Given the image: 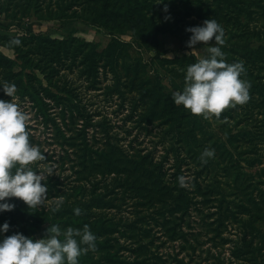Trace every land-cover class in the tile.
Masks as SVG:
<instances>
[{
	"label": "rangeland",
	"instance_id": "obj_1",
	"mask_svg": "<svg viewBox=\"0 0 264 264\" xmlns=\"http://www.w3.org/2000/svg\"><path fill=\"white\" fill-rule=\"evenodd\" d=\"M208 17L225 28L226 43L221 45L225 59L245 62L246 72L241 75L251 88L246 103L206 118L176 104L172 93L183 89L187 66L208 55L205 42L187 44L191 33L186 30ZM153 24L163 30L155 33ZM31 33L60 40L74 35L97 44L100 52L114 39L130 46L114 64L105 60L99 64L97 74L88 72L83 51L52 64L50 44ZM14 37L27 38L22 47L30 56L38 52L36 48L41 52L39 60L35 54L42 68L35 71L36 78L22 77V72L31 70L23 69L12 47ZM207 43H215L214 38ZM0 51L12 61L7 62L12 73L1 69L0 82L17 85V102L28 114L30 142L46 155L33 167L39 165L43 171L55 165L48 180L42 181L48 184L42 204L29 207L22 198H6L16 206L0 211V224L10 223L0 238L20 231L36 239L45 235L51 223L62 229L87 223L97 235V248L82 253L79 264H196L188 255L193 247L221 254V260L211 259L209 264H264V250L255 258L254 248L249 247L251 241L254 247L264 245V0H164L163 4L156 0H0ZM68 90L80 97L70 99ZM0 98H12L2 85ZM80 106L89 114L97 113L95 121L108 122L122 147L163 175L173 195L169 206H154L139 197L131 180L121 187L112 183L115 174L84 168L78 152L85 138L65 129L70 119L62 116L69 112L82 124L85 119L77 115ZM194 128L202 149H215L198 182L210 185L214 195L224 196L228 218L223 227L216 223L217 215L211 216L219 211V199L205 202L193 193L192 183L201 167L195 163V175L183 167V184L174 175L170 150L186 151L187 144L180 139ZM64 152L69 157L63 158ZM60 196L64 200L57 209L55 200ZM77 206L82 209L79 215L74 212ZM171 209L178 210L175 222L163 216ZM182 218L183 225L192 222L194 230L187 243L174 235ZM210 223L216 225L205 227ZM135 234L141 236L131 238ZM235 249L243 253L239 258L233 256Z\"/></svg>",
	"mask_w": 264,
	"mask_h": 264
},
{
	"label": "clouds",
	"instance_id": "obj_2",
	"mask_svg": "<svg viewBox=\"0 0 264 264\" xmlns=\"http://www.w3.org/2000/svg\"><path fill=\"white\" fill-rule=\"evenodd\" d=\"M164 3V0H156ZM165 10L168 8L164 4ZM191 33L187 41L189 46L198 42L208 44V55L201 56L190 63L184 76L183 89L172 93L176 104H182L194 114L217 117L228 106L246 103L250 99L251 82L242 78L246 72L245 62H229L221 45L226 43L225 28L215 18H205L202 24L191 25L186 29ZM214 38L215 43H207ZM14 44H20L18 37ZM194 49V48H193ZM3 90L11 99L0 98V211L15 208V202L6 198L19 197L29 207L42 204L48 194V176L55 170L51 164L45 170L33 167L36 161L46 159L40 146L30 142V133L26 130L28 114L17 102V85L2 81ZM214 148H205L201 159L214 156ZM40 171H37V170ZM181 183L184 177H179ZM64 197L55 200L59 209ZM82 209L77 206L74 212L79 215ZM10 223L0 224V233H7ZM97 235L87 223L83 227L68 225L62 229L60 224L51 223L45 235L34 239L23 232L16 231L0 238V264H79V257L89 249L95 250Z\"/></svg>",
	"mask_w": 264,
	"mask_h": 264
},
{
	"label": "trees",
	"instance_id": "obj_3",
	"mask_svg": "<svg viewBox=\"0 0 264 264\" xmlns=\"http://www.w3.org/2000/svg\"><path fill=\"white\" fill-rule=\"evenodd\" d=\"M102 23L104 21L102 20ZM104 25V24H102ZM154 25V31L155 33H159L163 30V27ZM106 26V25H104ZM109 27V26H107ZM34 37H37L40 41H46V45L48 46L50 44V49L53 52L52 56L50 58V62L57 61L58 63H62L64 60L74 57L78 51L84 52V61L88 65V72L92 73H99V67L101 66L102 62L108 63H115L116 58L119 55H122L126 52V48L130 46L129 43L122 41L120 39H114L112 40L108 46L103 51H98V45L92 44L90 42H87L84 39L78 38L74 35H70L69 38L65 39H52L49 37V35L44 34H34L31 33ZM15 38V37H14ZM21 40L20 44H14L12 43V47L16 50L18 53V57L23 62V69L30 68V72H22V77H33L36 78V75L34 74L36 70H42V68L39 66L37 58L39 60V56L41 52L38 48L35 52L37 58L35 57V54L30 56L29 52L24 50L22 47V44L27 42V38L25 37H18ZM105 60V61H104ZM7 62H12L10 59H8L4 53L0 51V70L3 69L4 71H8L9 73H12L11 68L7 65ZM100 64V66H99ZM8 66V67H6ZM89 79V76H88ZM38 80V78H37ZM31 81V80H30ZM32 82V81H31ZM69 86V85H68ZM36 87V86H34ZM37 88V87H36ZM72 93V94H71ZM67 96L70 99H74L75 97H78V94H75L72 90H68ZM80 97V96H79ZM69 102H73V100H67ZM79 113L77 114L78 117H81L85 119L82 124L77 121V116L70 114L69 112H63L62 116L65 118L70 119V125L67 124L65 126V129L71 130L72 132H76L77 136L85 138V144H82V147L80 148V151L78 152V158L82 159V165L86 169H90L91 172L99 170L101 174L106 176H111L112 174H115V178L113 179L114 184H118L119 186H125L126 183L131 180V182L136 183L135 187L136 190L139 192V197H142L144 199H148L151 204L154 206L156 205H163L164 207L169 206V199L172 198L171 189L167 184H165L163 175L160 173H156L153 169H150L149 167H146V161L144 160H138L135 154H131L127 149L122 147L120 145V142H117V136L112 134V126L106 122L105 120L101 121H95V115L97 113H91L89 114L84 107H79L78 109ZM69 114L67 117L66 114ZM79 123V124H78ZM81 125V126H79ZM91 128L92 130H89ZM196 128L188 132V134H184V136L180 139L181 141L185 140L187 147L185 148L186 151L181 152L180 149H172L170 150V153H173L175 165L174 168L176 170L175 176L180 177L181 175H184L182 169L183 167L186 168V172L193 171L195 175V167L200 166L201 170L198 173L196 171V177L194 178L192 183L194 190L193 193L196 195L195 197H204L205 202H212L213 200L219 199V211L213 212L211 216L217 215V224L218 226H225V223L228 218L227 209L225 207V198L224 196L218 197L217 195H214L212 192V189L210 185H205L201 182H198L199 175L202 171H206L208 169L209 163L211 161V157H207V162H204L200 157L201 153L204 151L202 149L200 142L202 139H200L197 135ZM65 132V131H64ZM63 132V134H64ZM62 135V134H61ZM77 152L74 151V154ZM65 156L63 158L69 157V153L65 152L63 153ZM71 155V154H70ZM73 155V154H72ZM197 165H196V164ZM184 177V176H183ZM129 180V181H127ZM125 181V182H123ZM127 181V182H126ZM223 194V193H221ZM224 195V194H223ZM103 203V202H102ZM203 202H196L195 205H199ZM165 204V205H164ZM67 208H63V211ZM178 210L171 209L168 210L166 213H164L163 216L168 218L169 221H174L176 219V214ZM21 213L24 215L27 214L25 210H21ZM203 221V219H201ZM173 222V223H174ZM185 222V218H182L181 223H176V229H174V235L179 237V239L183 238V241H191L192 236L194 235V230L192 227V222H189L187 225H183ZM195 223L197 221L195 220ZM214 226L215 223L206 224ZM188 227L190 230H186L185 227ZM209 229V228H207ZM252 229V226H251ZM218 230V234H221V232ZM211 231L216 233V230L213 228ZM246 235H250V230L246 232ZM140 234H135L134 236H131V238L139 237ZM174 238V237H172ZM226 241V240H224ZM186 242V243H187ZM186 243L181 245L182 249L186 248ZM249 247L254 248V254H256L255 258H258V254L262 253V250H264V245L257 248L254 247V244L252 245V241L249 243ZM211 249V248H209ZM209 249H203V248H192V252H189V256L195 261L196 264H209L211 259H214L215 261L221 260V254L215 255L212 254V251ZM208 252V253H207ZM223 252V251H222ZM243 253L235 249L233 251V256L235 255L237 258H239L240 255ZM85 255V254H82ZM110 255L108 254L107 257ZM81 259V256L79 257V260ZM254 264H263V262L258 263L256 261Z\"/></svg>",
	"mask_w": 264,
	"mask_h": 264
}]
</instances>
